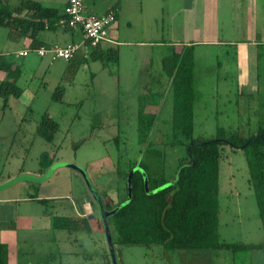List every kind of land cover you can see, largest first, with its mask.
Returning a JSON list of instances; mask_svg holds the SVG:
<instances>
[{
    "label": "rangeland",
    "instance_id": "rangeland-1",
    "mask_svg": "<svg viewBox=\"0 0 264 264\" xmlns=\"http://www.w3.org/2000/svg\"><path fill=\"white\" fill-rule=\"evenodd\" d=\"M84 2L92 13H96L90 8L94 3L102 9L115 11H118L119 4L124 6V0ZM173 2L174 6L171 5ZM184 2L126 0L119 29L113 34L115 43L101 44V59L51 62L47 57L40 59L37 54H30V59L43 64L41 68L24 69L17 81L19 88L27 89L24 100L28 106L10 98L8 107H2L4 101L0 99V184L21 174H47L57 163L75 164L87 171L94 188L105 201L110 198L118 204L116 141L124 150H129L125 157L133 161L138 159L148 167L152 180H173L180 159L187 156L185 145H172L173 96L169 76V71L183 59L175 51L184 50V47L172 45L170 39L173 33H180L181 27L176 23L182 19V13L174 15V11ZM9 31L0 26V51L23 67V62L27 64L29 59L16 58L13 54L16 50L8 51ZM110 48L112 52H108ZM234 51L230 46L185 47V60L194 62L191 83L195 92V139L215 138L219 131L227 137L239 135L246 138L264 128V89L260 86L259 91H240L239 61ZM251 74L255 80L256 73L252 70ZM57 90L62 93L60 102L53 100ZM32 96L33 103L30 101ZM150 114H156V119L144 143L139 120L143 115L147 120L144 125H147ZM44 115L59 124L51 143L35 132ZM179 139L186 140L183 136ZM146 148L155 152H145ZM222 153L220 238L228 243H262L264 232L254 191L248 184L245 153L242 149L232 150L229 145L223 146ZM46 154L53 162L48 169V162L44 160ZM231 190H234L232 194L229 193ZM34 195L51 200L52 205L46 208L53 212V216L68 215L76 219L84 201H92L93 214L87 217L92 231L71 232V245L74 250L78 248L84 253H92L88 258L90 264L93 259L99 260L98 252L105 255V264H112L99 209L79 171L61 167L44 182L22 181L0 192L1 198L16 201L10 206L28 207L30 213L35 211L34 206H24L23 201ZM79 220L80 226L84 227L83 220ZM111 232L116 240L118 264H264V250L192 252L167 249L161 245H125L121 244L115 227ZM32 247L42 250L46 249V244L38 242ZM53 247L60 253L63 246L56 242ZM41 259L38 256V260Z\"/></svg>",
    "mask_w": 264,
    "mask_h": 264
},
{
    "label": "trees",
    "instance_id": "trees-1",
    "mask_svg": "<svg viewBox=\"0 0 264 264\" xmlns=\"http://www.w3.org/2000/svg\"><path fill=\"white\" fill-rule=\"evenodd\" d=\"M26 10L33 11L31 19L22 16ZM86 12L94 16H104L109 13L95 15L87 10ZM67 17L65 9L60 13L59 9L45 7L34 0H0V26L10 30L11 38H14L16 33L23 36L30 35L33 38V43L29 47L31 50L42 46L40 45L42 41L38 37L47 29L61 27L74 30L61 22L62 20L66 21ZM78 29L81 30L84 37L83 30ZM103 42L115 43L111 38V31L109 41H102L96 47H89L87 51L81 50L73 59L77 58L83 61L101 59V44ZM184 50H181L180 53L175 51L183 59L181 64H175L169 71V76L173 96L174 141L172 145H185L187 156L180 159L173 180L165 178L160 181L152 180L147 172L148 167L138 159L133 161L131 158L125 157L126 154L129 155V150H124L122 144L116 141L115 146L118 151V159H116L117 197L119 202L114 204L110 198L105 201L104 196L101 195L105 208L112 210L127 200V178L130 171L137 165L142 167L148 175L149 193L145 189L142 173L135 172L132 178V200L108 219L110 229L112 231V228H116L117 235L121 237V244L125 245H161L167 249L192 252L229 249L236 253L244 250H264V241L259 244L228 243L221 240L219 233L220 172L224 145H229L232 150L242 149L245 153L249 171L248 184L254 191L264 232V128H259L256 134L246 138L239 135L227 137L222 131H219L215 138L207 140L193 138L195 92L191 81L194 77V62L185 60ZM108 52H112V49L110 48ZM7 59L5 56H0V70L5 71L10 77L0 85V97L4 101L2 107H8L10 98L18 101L22 94V89L17 86V80L22 75L21 67L18 66L19 68L12 70L13 62ZM61 99L62 93L57 90L53 100L60 102ZM155 119L156 114H150L149 123L144 125L147 120H144L143 115L140 116L139 129L144 143L149 137ZM58 130L59 124L50 116L44 115L35 132L46 142L51 143ZM179 136H183L186 140L182 142ZM147 151L155 152L146 148L145 152ZM44 160L48 162L46 167L48 169L53 162L49 161L47 154L44 156ZM166 184L170 185L153 192ZM28 198L38 200L45 206H48L50 202L48 199H39L38 195ZM52 223L57 230H66L69 233L78 230V222L72 216H53ZM84 223L86 230L90 231L86 220ZM113 241L115 244L114 238ZM7 249V245H0V264H8Z\"/></svg>",
    "mask_w": 264,
    "mask_h": 264
},
{
    "label": "crops",
    "instance_id": "crops-1",
    "mask_svg": "<svg viewBox=\"0 0 264 264\" xmlns=\"http://www.w3.org/2000/svg\"><path fill=\"white\" fill-rule=\"evenodd\" d=\"M34 1L40 2L45 7L59 9L60 13L64 11L67 3V0ZM174 4L175 2L171 5L174 6ZM84 5L88 11L87 3L84 2ZM123 5L119 4L118 11L109 8H106L107 10L102 9L97 3L90 6L91 9L96 11V13L90 12L91 14L104 15L109 11L116 13L117 21L111 29V38L114 41L115 36L113 37V34L117 28L119 29V19L120 15L124 14L122 9L126 7V0H124ZM174 12V15L182 13V19L176 23L181 27V30L178 35L172 34L170 39L172 45L177 44L179 47H187L188 45H196L197 47L206 45L214 48H220L221 46L233 47L239 61L238 88L240 91L253 89L259 91L260 86L264 89V0H185L181 8ZM22 16L31 19L33 11L26 10L22 13ZM38 39L42 41L40 45L52 47L56 44L81 43L83 34L79 29L68 30L56 27L51 30L47 29L39 35ZM8 41H11L10 45L7 46L8 51L11 49L16 50L13 52L16 58L29 59L27 64L23 62L22 65L24 66L21 67V72L24 69H36V66L41 68L42 62L37 63L34 59L29 58L30 54H36L35 52L30 53L27 57L18 55L20 51L29 49L33 43V38L30 35L23 36L16 33L14 38L7 37ZM7 55L4 51H0L1 57L8 58ZM38 58L40 57L38 56ZM12 62V70L19 68L14 59ZM252 70L256 73L255 80L251 74ZM8 78H10L8 74L0 70V85ZM25 89H22V94L17 103L28 106L24 100L27 94V89ZM0 99L3 100L1 97ZM33 99L34 96L30 99L31 103L34 102ZM42 175H44V172L40 173V176ZM233 191L231 190L229 193L232 194ZM39 199L41 198L39 197ZM15 202L12 198L0 197V245H7L8 247V264H90L88 258L89 256L91 258L92 253H84L78 248L77 250L73 249L71 233L66 234L68 231L57 230L53 227L52 218L54 214L52 211L47 210L45 205L35 199H26L23 201L24 206H34L35 211L30 213L31 210L28 207L22 208L18 205L16 207L9 205H14ZM51 205L50 200L48 206ZM93 210L92 201L86 199L77 214L78 218L73 217L78 222L77 231L86 229L84 220H88L87 217L93 214ZM79 219L83 220L84 227L80 226ZM88 225L92 231L89 223ZM38 242H45L46 249L41 250L32 247ZM56 242L61 243L63 246L60 253H57L58 250L56 251V248L53 247ZM98 254L100 256L98 257L99 260L94 261L93 259L91 264H99V262L105 264V255L99 252ZM38 256L42 259L38 260ZM58 257L61 259H58Z\"/></svg>",
    "mask_w": 264,
    "mask_h": 264
},
{
    "label": "built area",
    "instance_id": "built-area-1",
    "mask_svg": "<svg viewBox=\"0 0 264 264\" xmlns=\"http://www.w3.org/2000/svg\"><path fill=\"white\" fill-rule=\"evenodd\" d=\"M67 20H62L68 28H81L84 37L81 43L68 45L56 44L53 47L41 46L35 50L26 49L18 53L19 56L27 57L32 51L39 57H49L51 61L63 59L69 61L81 50L87 51L89 47H96L102 41H109L110 31L116 23V13L109 11L104 16L87 14L83 0H67L65 7Z\"/></svg>",
    "mask_w": 264,
    "mask_h": 264
},
{
    "label": "water",
    "instance_id": "water-1",
    "mask_svg": "<svg viewBox=\"0 0 264 264\" xmlns=\"http://www.w3.org/2000/svg\"><path fill=\"white\" fill-rule=\"evenodd\" d=\"M0 151H1V145H0ZM61 167L73 168V169L79 171L82 174V176L84 177V179L88 185V188H89V190H90V192L94 198V201H95V203L99 209V214H100V218H101V221L103 224L104 233H105L106 241L108 244V249H109V254L111 257L112 264H118L117 255H116V251H115V245H114L113 236H112V232L110 229L108 219L111 216H113L114 214H116L122 207H125L127 204H129L130 201L132 200V178H133L135 172L140 171L142 173V175L144 177L145 189H146L147 193H149V179H148V175H147L146 171L142 167H140L139 165H137L136 167H134L130 171L128 178H127L128 198L124 203L115 207L112 210H107L105 208L103 199L100 196V194L96 191V189L94 188V186H93V184H92V182L88 176L87 171L84 168L77 166L75 164H69V163H63V162L57 163L56 165H54L50 169V171H48L47 174H44L42 176H35V175H30V174H21L15 178L9 180L8 182L1 184L0 190H5V189H7V188L19 183V182H22V181H28V182H33V183L44 182L50 178V176L53 174V172L56 169L61 168ZM169 185L170 184H166L164 186H161L153 192L162 190Z\"/></svg>",
    "mask_w": 264,
    "mask_h": 264
}]
</instances>
